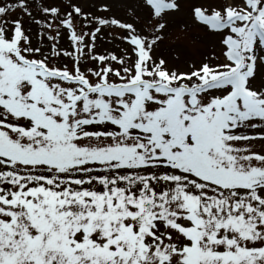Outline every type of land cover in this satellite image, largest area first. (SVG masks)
Wrapping results in <instances>:
<instances>
[{
	"label": "snow or ice",
	"instance_id": "snow-or-ice-1",
	"mask_svg": "<svg viewBox=\"0 0 264 264\" xmlns=\"http://www.w3.org/2000/svg\"><path fill=\"white\" fill-rule=\"evenodd\" d=\"M111 7L0 0V264H264V0L197 4L223 60L187 71L180 0Z\"/></svg>",
	"mask_w": 264,
	"mask_h": 264
},
{
	"label": "rangeland",
	"instance_id": "rangeland-1",
	"mask_svg": "<svg viewBox=\"0 0 264 264\" xmlns=\"http://www.w3.org/2000/svg\"><path fill=\"white\" fill-rule=\"evenodd\" d=\"M82 3L92 5L97 0H81ZM112 5L111 10L107 13L96 10L100 15H117L128 18L127 8L133 0H107ZM218 0H180V8L175 11H166L165 16L168 20L166 38L154 49V55L163 56L170 67L178 70L187 71L192 64L197 66L205 59L210 62H220L223 60L221 53V44L218 40V33L206 30L205 27L191 26L192 9L197 4H211ZM14 18L16 12H11ZM25 26L30 27L34 39L38 26L32 23L29 18L25 17ZM189 25L184 27L183 25ZM103 35L97 39L98 50H117L122 51L129 45L120 39L116 33H123V29L109 26L102 30ZM111 33V35H110ZM61 43L67 45L68 41L62 35ZM215 53V57L213 56ZM255 83L264 84V65H260L256 70ZM259 131L260 129H256ZM253 144L254 150L264 151V140L256 139L249 141Z\"/></svg>",
	"mask_w": 264,
	"mask_h": 264
}]
</instances>
